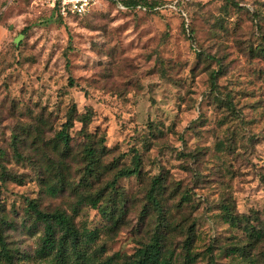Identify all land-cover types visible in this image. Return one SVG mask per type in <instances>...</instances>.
I'll return each mask as SVG.
<instances>
[{"label": "rangeland", "instance_id": "1", "mask_svg": "<svg viewBox=\"0 0 264 264\" xmlns=\"http://www.w3.org/2000/svg\"><path fill=\"white\" fill-rule=\"evenodd\" d=\"M147 1L156 9L96 0L63 19L38 0H0V201L14 264H75L35 254L41 225L29 202L97 230L87 244L95 262L132 255L159 220L146 200L157 176L180 264L188 231L197 251L214 243L218 264L220 247L244 238L222 222V204L264 221V0ZM85 114L86 126L76 120ZM65 123L73 148L61 158L55 134ZM82 131L104 137L103 174L90 188L80 183ZM136 153L139 174L115 182L123 213L111 227L79 197L113 196L108 183ZM59 177L62 189L50 192ZM253 252L264 264V247Z\"/></svg>", "mask_w": 264, "mask_h": 264}, {"label": "trees", "instance_id": "2", "mask_svg": "<svg viewBox=\"0 0 264 264\" xmlns=\"http://www.w3.org/2000/svg\"><path fill=\"white\" fill-rule=\"evenodd\" d=\"M225 1L235 6L237 5L236 0ZM119 2L126 9L137 7L149 11L156 9V3L147 0H119ZM56 16L65 19L64 17ZM73 17L79 16H70L68 18ZM213 83L214 77H211V85ZM76 120L86 126L90 116L86 114L80 115ZM68 128L69 124L65 123L63 129L55 134V148H59L61 158L67 157L73 148L70 144L72 138L67 133ZM81 135L84 141L81 144V147H83L81 160L84 163V167L83 178L80 183L82 187L90 188L92 187L91 180H99L100 175L103 174L104 137L100 136L98 140H94L95 137L91 133ZM59 162L62 164L63 159ZM139 162L140 160L136 153L131 158V165L123 166L116 170L108 183L110 190L114 191L113 196L109 195L105 199L104 188L96 189L92 193L88 192L80 196L79 202L88 204L91 208L96 209L101 218L107 220L111 227L116 226L120 220L121 213H123V193L115 190V182L119 178H129L138 175ZM4 176V172H0V178H4ZM58 181L60 184L58 186L55 184L48 185L50 192L62 189V177H59ZM163 189L162 179L158 176L153 177L146 194V200L158 216L157 226L146 242L142 243L132 255L120 261H118V254H115L95 262L98 258L96 249L88 252L87 244L95 242L98 237L97 230L81 231L75 227L71 216H68L63 211L42 212L35 204L29 202L27 207L34 217V222L41 225L40 244L35 254L40 258L53 254L61 262L73 259L75 264H91L93 262L96 264H180L178 263V255L172 241V232L175 231V227L165 220L160 203ZM220 211L222 222L232 231H240L241 236L244 237H239L235 239L236 241L220 247L221 253L227 259L226 263L221 264H260L258 255L253 252V248L258 244L264 247V221H258L255 215L251 218L250 216L233 212L232 205L228 203L222 204ZM8 227H10V222L7 221L6 215L3 213L0 201V259L5 264H14L16 249L8 245L4 235ZM185 234V238L180 245L182 253L179 254H182L183 258L181 264H197L200 256H203L205 260L202 264H218L213 254L214 243L205 245L203 251H197V235L193 231H188ZM259 258L261 259L262 256L260 255Z\"/></svg>", "mask_w": 264, "mask_h": 264}, {"label": "built area", "instance_id": "3", "mask_svg": "<svg viewBox=\"0 0 264 264\" xmlns=\"http://www.w3.org/2000/svg\"><path fill=\"white\" fill-rule=\"evenodd\" d=\"M46 5L55 15L68 18L82 16L95 4L96 0H38Z\"/></svg>", "mask_w": 264, "mask_h": 264}]
</instances>
